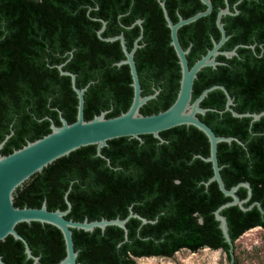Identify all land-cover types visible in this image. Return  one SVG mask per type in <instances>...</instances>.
<instances>
[{
  "label": "trees",
  "instance_id": "1",
  "mask_svg": "<svg viewBox=\"0 0 264 264\" xmlns=\"http://www.w3.org/2000/svg\"><path fill=\"white\" fill-rule=\"evenodd\" d=\"M151 1V10L162 14L157 0ZM211 2L209 14L178 29L181 46L189 47V65L212 47V39L220 38L215 19L225 3L224 0ZM95 3L99 5L97 8ZM128 3L129 0H0V47L17 46L20 51L15 62L28 63L31 57L34 61L35 134L32 140L50 132L49 119L38 121L37 118L46 114L55 125H60L56 108L64 117H70L68 122L76 119L77 97L71 88L70 76L48 65L62 62L69 56V50L73 55L63 68L77 74L79 88L90 82L84 94V119H91L101 111H106V117H112L128 109L132 100V86H127L130 78L119 80L118 87L115 85L120 70L127 66L116 64L124 58L120 42L99 39L97 30L102 22L86 18L87 13L113 18L101 34L107 37L122 33L127 48L131 49L139 26L127 28L129 22L119 23L114 19L127 11ZM228 3L231 11L238 12L221 18L228 35L221 49L255 43V52L249 45L239 46L238 55H218L220 63L216 67L205 66L198 71L192 100L204 88L222 84L232 96L235 111L261 112L264 110V46L261 51L258 44L264 42V0H228ZM165 5L170 16L178 8L183 17L206 7L200 0H165ZM50 7L66 16L84 18L62 23L48 21L45 16ZM137 12L138 8L132 7L129 14ZM158 25L161 33L157 37L150 23H144L145 44L134 55L143 82L142 94L153 92L144 83V69L161 64L167 70L159 94L139 108L142 114L166 109L179 89L181 70L170 44L169 28L164 20ZM132 30L135 32L130 34ZM65 51L63 57L53 54ZM45 55L47 60L43 59ZM10 58L9 51L0 52V62H9ZM73 62L76 67H71ZM40 98L44 100L43 110ZM47 100L53 108L45 105ZM225 101L221 89L209 91L200 102L201 107L208 109L198 116L217 135L234 136L243 143L232 140L217 144L220 174L226 188L240 181L249 182L252 193L244 206L258 202L264 210V114L252 122L250 116L235 117L224 110ZM160 135L163 141L152 134L141 135V140L128 136L108 140L101 152L109 158V164L96 154L95 145L81 146L32 174L14 191L13 204L40 207L45 200L48 209L65 210L67 192L71 209L66 218L72 220L124 218L130 209L154 220L142 224L140 219L130 217L126 222L125 240L123 229L116 225H107L103 230L95 227L92 231L73 228L79 264H135V257H170L182 248L196 251L202 247L221 249L229 260L228 244L213 212L231 197L225 196L215 181L205 185L212 175L211 163L202 159L209 155L206 135L195 126L185 124L163 130ZM236 193L242 199L247 191L239 187ZM221 213L226 216L233 242L250 228H264V215L256 204L246 210L232 205ZM15 228L28 242L32 254L39 256L36 264H58L64 257V240L57 227L31 221L19 222ZM0 255L6 264H32L33 261L26 257L23 242L12 235L0 240Z\"/></svg>",
  "mask_w": 264,
  "mask_h": 264
},
{
  "label": "water",
  "instance_id": "2",
  "mask_svg": "<svg viewBox=\"0 0 264 264\" xmlns=\"http://www.w3.org/2000/svg\"><path fill=\"white\" fill-rule=\"evenodd\" d=\"M200 1L206 6L204 10L198 11L185 18L179 16L178 21L175 23L169 19L164 2L160 1L167 21V26L170 30V44L176 53L181 70L177 95L174 101L166 109L151 114L140 113L139 108L156 95V91L148 95L141 94L139 77L133 58L134 51L139 46L138 40L141 37V34L135 39L133 47L128 50L122 33L114 36H102L101 33L106 25L103 21L101 28L97 30V36L105 41L118 39L124 58L116 62V64L120 65L126 63L130 68L133 96L128 109L112 117H106V111H101L91 119L85 120L83 109L84 92L87 85L79 88L76 85L75 73L63 70V64H58L57 68L60 74L70 76L72 89L76 93V119L73 122H67L59 112L60 125H55L50 118V132L37 139L28 141L26 144L13 150L9 154H0V240H3L8 235H12L13 238L21 240L24 244L26 257L33 260L32 264L38 262L39 256L32 254L28 242L16 230L15 226L19 222L30 223L31 221H38L42 224L48 223L57 227L62 234L65 245V255L58 264H79L77 261L78 252L74 248L72 237L73 228L92 231L95 227L103 230L107 225H116L123 229L125 240L127 239L126 222L130 217L140 219L142 224L148 221L153 222L154 220H148L133 212L132 209L129 210L128 215L124 218L115 217L111 219L101 218L94 220L84 218L82 221L72 220L65 217L71 207V203L67 198V192L65 193V201L67 204L65 210H50L47 208L45 200L40 207H18L13 204V193L18 186L22 185L23 182L29 179L32 174L41 171L57 158L68 155L71 151L81 146L95 145L96 154L105 158L109 164V158L101 153V148L107 145L108 140L123 136L141 140V135L152 134L155 138L163 141L160 135L161 131L183 124L195 126L206 135L209 141V155L202 157V159L211 163L212 175L205 182V185H208L211 181H215L219 190L225 196L231 197L230 200L220 204L213 213L214 218L218 221V227L222 232L224 241L228 244L229 262L230 264H236L234 242L229 234L226 216L221 213V210L232 205H237L240 209L246 210L251 208L254 204L257 205L262 216L264 215V210L258 202H252L248 206H244V203L249 200L252 193L249 182L240 181L232 185L230 188L225 187L220 174L221 166L219 165L217 158V144L221 141L231 142L232 140H235L242 145L243 143L234 136L217 135L207 123L202 121L198 114H204L208 108L201 107L200 102L209 91L219 88L226 96L224 110L230 111L235 117L250 116L252 122L259 119L264 114V110L257 113L235 111L232 107V96L222 84H213L204 88L201 93L192 100V85L197 76V72L205 66L216 67V65L220 63L215 59L218 54L225 55L226 57H231L236 54V47L231 50L220 49L221 45L228 38L221 18L226 14H236L238 12L237 9L231 11L228 0H224L225 6L218 10L215 19L216 26L220 32L219 40L212 39V47L189 66L186 57L189 48L184 49L181 46L178 40L177 31L182 25L191 23L212 11L213 6L211 0ZM239 187H245L247 191L246 196L242 199L236 193ZM0 264H6L1 255Z\"/></svg>",
  "mask_w": 264,
  "mask_h": 264
},
{
  "label": "flooded vegetation",
  "instance_id": "3",
  "mask_svg": "<svg viewBox=\"0 0 264 264\" xmlns=\"http://www.w3.org/2000/svg\"><path fill=\"white\" fill-rule=\"evenodd\" d=\"M160 1L164 2L165 8H166V5H165V0H157L158 4L161 7L162 14H157L155 10H151V8L153 6V2L151 0H129L127 11H125L124 13H119L118 15H116L114 17V19L116 21H118L119 23L129 22L130 24L126 25L127 28H134L135 25L139 26V34L134 38L133 43H132V47H133L135 39L140 34H141V37L138 40L139 46L137 48L144 46V44H145V42H144L145 41L144 40V29H145L144 23H150V26L152 27L154 34L157 37L161 33V25H158V24L162 23V21L164 20L166 25H167V21H166L165 15L163 13V9H162V6L160 4ZM170 5L174 6V4H170ZM98 6H99L98 3H95L94 8H97ZM132 7L138 8V12H137L138 14H129L131 12ZM166 11H167V8H166ZM173 12L175 13V15L170 16L168 11H167V15H168L169 19L173 23H175L178 21L179 16L183 17V15L181 14V12L178 8L174 9ZM83 18H84L83 16H72V17L66 16V15L60 13V11L56 10L54 7H50L49 14L47 16H45V19L48 21H54V22H60V23L65 22L67 20H82ZM86 18H89L90 20H97L100 22L104 21L105 24H107V22L110 19H113V18L108 17V16L103 17V16H97V15H90L89 13H87ZM134 32H135V30H132V32H130V34L134 33ZM169 35H170V30H169ZM177 36H178V31H177ZM140 40L142 41L141 44L139 43ZM125 43H126V41H125ZM222 45H221V47H222ZM249 45H247V44H243V45L236 44L234 46V47H236L235 48L236 49L235 55H238L237 48L239 46H249L255 52V43H252ZM258 45L261 48V51H263L264 42L259 43ZM221 47H220V49H221ZM137 48L134 51V55H135ZM6 50L9 51V53H11V58L9 59V62H5V63L0 62V154H2V155L9 154L13 150L18 149L21 146H23L24 144H26L28 141H32L33 136L35 134V123H34L35 114L33 112L34 98H35V94H34V91H35L34 61L31 57L30 62H28V63H25L22 61H16L15 62L14 60L17 59V55H18L20 49L17 46H11L9 49L5 48V47H0V52H4ZM128 50H130V49H128ZM67 52H69V56L66 57L62 62L57 63V64H55V63L54 64H48V65L49 66L54 65L57 68L58 64H63L62 69L66 70L63 68V66L68 61L71 60L72 55H73L72 50H69ZM67 52L65 51L62 54L60 52H53V54L55 56L57 55V56L63 57V56H65V54ZM134 55H133V58H134ZM147 55H149V54H145V56H147ZM202 55H204V54H202ZM218 55H220V54H218ZM165 56H164V59H165ZM217 56L215 57L216 60H217ZM186 57H187V54H186ZM144 58H146V57H144ZM43 59L47 60L48 59L47 55H45L43 57ZM217 61H219V60H217ZM134 62H135V60H134ZM123 64H126V63H123ZM126 65L127 66L122 67V69L120 70V73L118 74V79L115 83V85L117 87L120 85L119 80L123 79L125 81L128 78H130V80H128L127 86H132L131 85L132 78H131V74H130V68H129L128 64H126ZM117 66H121V64L117 65ZM189 66H191V65H189ZM71 67H76V63L73 62L71 64ZM135 67H136L137 74L139 77L141 94H142V89H143L142 83L143 82L140 79L139 71L137 69L136 64H135ZM164 67H165L164 65L158 64L150 70L144 69V72L142 73V77L144 78V83L146 85H148L149 88H151L153 90V92L148 93V94H152L156 91V95L154 97H156L159 94L160 89L162 87V84L164 83V76H165V74H167V70H165ZM68 71H70V69H68ZM75 75H77V74L75 73ZM70 84H71V79H70ZM89 84H90V82H88L86 84L87 88H88ZM71 88H72V86H71ZM87 88H86V90H87ZM192 90H193V85H192ZM128 93H129V91H128ZM84 94H85V92H84ZM148 94H142V95H148ZM132 96H133V87H132ZM38 100H40V103H41L40 108H41V110H43L44 107L42 104H43L44 100L42 98H40ZM48 100L45 102V105L49 106V108H53L50 106V103ZM56 110L58 112V118H59V112L61 115H62V113H61L60 109L56 108ZM45 118L49 119V121H50V117H48V115H46V114L40 118H37V120L41 121ZM64 118L66 119L67 122L70 121V119H68L70 117H64ZM48 127H50V124H48ZM43 128H45V127H43ZM43 128L40 129L39 132H41L43 130ZM55 209H59V208H55ZM55 209H53V210H55ZM70 209H71V207H70ZM60 210H64V209H60ZM65 217H66V215H65ZM199 221H200V218H199Z\"/></svg>",
  "mask_w": 264,
  "mask_h": 264
},
{
  "label": "rangeland",
  "instance_id": "4",
  "mask_svg": "<svg viewBox=\"0 0 264 264\" xmlns=\"http://www.w3.org/2000/svg\"><path fill=\"white\" fill-rule=\"evenodd\" d=\"M237 264H264V228L256 226L246 230L235 241ZM135 264H230L221 249L202 247L196 251L179 249L170 257H135Z\"/></svg>",
  "mask_w": 264,
  "mask_h": 264
}]
</instances>
